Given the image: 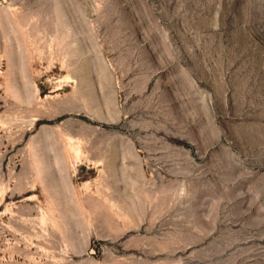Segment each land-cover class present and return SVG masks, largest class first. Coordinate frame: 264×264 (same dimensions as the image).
Returning a JSON list of instances; mask_svg holds the SVG:
<instances>
[{
    "label": "rangeland",
    "instance_id": "obj_1",
    "mask_svg": "<svg viewBox=\"0 0 264 264\" xmlns=\"http://www.w3.org/2000/svg\"><path fill=\"white\" fill-rule=\"evenodd\" d=\"M0 264H264V0H0Z\"/></svg>",
    "mask_w": 264,
    "mask_h": 264
}]
</instances>
